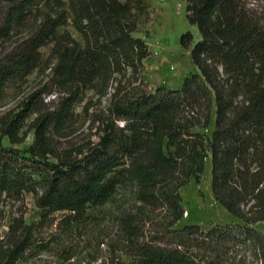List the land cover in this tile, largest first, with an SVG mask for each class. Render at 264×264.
<instances>
[{
    "label": "trees",
    "instance_id": "16d2710c",
    "mask_svg": "<svg viewBox=\"0 0 264 264\" xmlns=\"http://www.w3.org/2000/svg\"><path fill=\"white\" fill-rule=\"evenodd\" d=\"M150 8L147 0H0V42L19 37L0 65V98L48 47L56 88L69 94L60 110L38 111L33 96L0 117V209L7 198L32 195L41 226L67 213L69 228L133 185L140 211L121 220L130 264H264V235L255 228L264 222V0H187L201 39L187 32L181 45L199 74L176 90L144 82L152 53L136 35ZM111 82L98 141L57 149L53 132L70 120L80 90L109 94ZM27 127L35 141L24 152L14 146L26 141ZM209 158L215 199L240 223L176 229L185 216L180 190L201 182ZM151 212L164 217L146 240L140 226ZM35 231L14 219L0 264H24L39 251Z\"/></svg>",
    "mask_w": 264,
    "mask_h": 264
},
{
    "label": "rangeland",
    "instance_id": "374dc122",
    "mask_svg": "<svg viewBox=\"0 0 264 264\" xmlns=\"http://www.w3.org/2000/svg\"><path fill=\"white\" fill-rule=\"evenodd\" d=\"M148 14L141 17L137 37L149 45L152 56L145 62V83L151 90L166 88L181 89L184 81L199 74L191 59V50L181 45V37L190 32L195 43L201 39L197 26L187 19V0H147ZM79 39L77 32L67 29ZM19 37L10 42H0V65L13 50ZM57 60L52 47L42 50V61L36 70L25 79L9 83L0 98V117L18 113L35 96L38 111L60 110L69 94L62 93L54 83L53 69ZM183 82V83H182ZM110 84L109 94L100 86L91 90H80L70 120L58 132H53L55 146L60 151H80L98 141L99 120L106 117L110 97L115 84ZM180 86V87H179ZM179 87V88H177ZM214 124L206 133L211 137ZM27 132L26 141L14 148L27 151L35 141L34 133ZM3 144L10 147L7 138ZM185 209L184 219L176 225L182 229L188 225H200L210 229L217 225L227 226L240 221L232 217L215 199L212 191V161L207 159L200 183L194 180L180 190ZM141 204L137 201V190L128 185L119 191L106 205L90 208L85 219L67 228V213H56L41 226V211L32 195L21 200L5 199L0 212V252L9 245L10 227L16 218L24 219L26 225L36 228L38 250L31 252L24 264H130L126 255V235L122 218L137 214ZM147 213V212H146ZM140 226L142 238L152 236V221L163 220V213H148L142 216ZM146 225V226H145ZM255 228L264 235V222ZM42 245H46L45 247ZM37 251V252H36Z\"/></svg>",
    "mask_w": 264,
    "mask_h": 264
},
{
    "label": "crops",
    "instance_id": "0c3cea01",
    "mask_svg": "<svg viewBox=\"0 0 264 264\" xmlns=\"http://www.w3.org/2000/svg\"><path fill=\"white\" fill-rule=\"evenodd\" d=\"M183 83V82H182ZM180 87V86H179ZM179 87H177V88H179Z\"/></svg>",
    "mask_w": 264,
    "mask_h": 264
}]
</instances>
